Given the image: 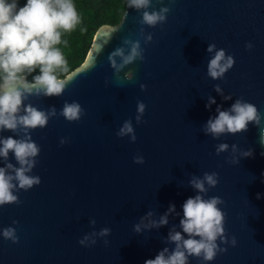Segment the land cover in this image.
<instances>
[{
    "label": "water",
    "instance_id": "95a60500",
    "mask_svg": "<svg viewBox=\"0 0 264 264\" xmlns=\"http://www.w3.org/2000/svg\"><path fill=\"white\" fill-rule=\"evenodd\" d=\"M162 7L170 8L164 24L139 23L143 11ZM105 25L118 29L107 43L100 32ZM149 34L152 41L145 43ZM125 39L140 41L145 60L116 73L108 57L118 47L127 53ZM96 43H103L98 53ZM209 44L215 45L212 52ZM221 49L234 64L213 79L208 63ZM90 54L94 67L76 72ZM129 71L131 79L125 76ZM68 75L71 82L61 96H30L24 102L42 110L55 107L58 115L31 132L41 151L26 174L39 176L41 183L28 191L14 189L20 203L0 206V264H144L164 248L169 253L175 248L167 240L169 231L182 232V204L198 194L225 201L218 205L226 213L225 234L237 243L232 247L218 240L226 252L213 261L189 257L188 264H264V0H151L148 9L140 10L127 7L125 0L120 19L98 24L84 57ZM210 97L215 103L206 108ZM238 99L255 105L260 124L218 138L206 134V122L217 109L229 110ZM73 101L85 114L70 123L59 112ZM138 102L146 105L140 123ZM126 120L135 142L117 136ZM23 135L20 129L0 131V139ZM62 138L66 143L60 145ZM220 144L228 149L216 154ZM249 149L252 156H242ZM137 155L144 163H134ZM234 158L238 163H229ZM7 163L19 167L12 152L7 160L0 157V167ZM205 172H217L219 182L198 193L189 181ZM169 205L175 211L166 225L143 227L158 221ZM141 223V231H134ZM6 228L15 229L17 243L3 237ZM102 228L110 229L107 236L99 235ZM86 236L84 245L78 243Z\"/></svg>",
    "mask_w": 264,
    "mask_h": 264
},
{
    "label": "clouds",
    "instance_id": "9594fccd",
    "mask_svg": "<svg viewBox=\"0 0 264 264\" xmlns=\"http://www.w3.org/2000/svg\"><path fill=\"white\" fill-rule=\"evenodd\" d=\"M126 4L127 7L137 10L148 9L151 6V0H126ZM169 11V7H162L159 11L151 12L145 10L139 23L149 27L162 25L166 22V14ZM80 24L81 17L74 0H26L22 7L18 5L17 0H0V131L17 132L20 129L24 133L20 139L13 138V136L0 139V157L7 160L9 152H12L19 164V167H14L11 163L0 167V206L20 203L17 195L13 194L14 189L28 191L41 183L39 176L26 174L31 172L37 164L35 158L41 151L40 146L31 139V132L44 129L49 120L58 114L55 107L42 110L31 103L25 104L24 102L30 96L56 97L63 94L71 82V77L68 75V61L59 45L67 46V40L62 37L76 30ZM116 31H118L116 27L103 26L100 29L103 33V43H107ZM141 33H143V28H141ZM144 40L145 43L151 42L152 35H147ZM103 43L94 44L93 51L98 53L102 50ZM123 43L130 46L127 53L123 47H118L108 57L116 73L135 61L145 60L144 49L139 40L125 39ZM246 47L250 49L252 46L248 44ZM214 48V44H209L207 51L212 52ZM117 57L120 59L119 63H117ZM233 64L234 59L231 56L226 57L223 49L217 50L208 63L207 74L213 79L222 78ZM92 67H94V60L90 54L89 61L76 72H85L91 70ZM37 69L39 74L33 75L29 80L27 76ZM125 76L131 79L133 72L125 73ZM140 87L143 90L146 86L141 85ZM216 90L220 91L218 86ZM213 103L215 100L210 97L205 107ZM145 109L146 105L143 102L137 103L136 120L138 123L141 122ZM217 112L218 115L214 119L209 118L204 127L205 133L211 134L213 138H218L224 133L245 132L249 123L259 125L261 121V114L255 105L240 99L236 100L229 110L220 111L218 108ZM84 114V109L76 101L65 102L59 112V116L70 123L78 122ZM126 135L130 136L132 142H135L136 136L130 120H126L117 132L118 137ZM65 143L66 139L62 138L60 145ZM260 144L264 146V128L260 130ZM227 149V144H220L216 147V154ZM233 150H235V145H233ZM242 156H252V150L243 152ZM134 163H144L143 157L137 155L134 157ZM229 163L234 164L238 161L234 158ZM8 170H11L14 175ZM13 181L16 183L14 184ZM218 182L217 172H205L202 178L193 177L189 181L191 187L198 193H207L209 189L215 188ZM257 198H260L259 194ZM224 204L225 201L219 196L205 199L198 194L187 198L182 204L183 217L179 221L182 232L173 229L169 231L167 237L168 242L175 244V248L170 253L168 248H164L154 259L145 260L144 264H188L189 257L213 261L218 253L227 251V248H221L218 245V240L222 244L235 247L236 238L234 236L229 238L225 234L226 213L218 207ZM173 211H175V206L169 205L168 211L158 221L151 220L143 227L166 225L168 214ZM151 215V212L147 214L148 217ZM13 223L17 222L13 221ZM91 223L94 224L95 221ZM141 226L142 223L134 225V231L140 232ZM109 232V228H102L99 235L107 236ZM2 235L6 240H11L13 243L18 242L16 231L13 228L4 229ZM87 240L86 236L78 243L84 245ZM91 243L94 244L95 240Z\"/></svg>",
    "mask_w": 264,
    "mask_h": 264
},
{
    "label": "trees",
    "instance_id": "16d2710c",
    "mask_svg": "<svg viewBox=\"0 0 264 264\" xmlns=\"http://www.w3.org/2000/svg\"><path fill=\"white\" fill-rule=\"evenodd\" d=\"M17 2L22 7L26 0ZM74 4L81 17V24L62 37L67 40V46L59 45L68 61L69 70L81 62L98 24L104 21L117 22L125 9V0H74ZM36 74H39L38 69L27 78L31 80Z\"/></svg>",
    "mask_w": 264,
    "mask_h": 264
}]
</instances>
